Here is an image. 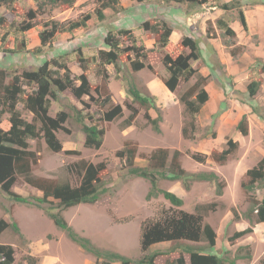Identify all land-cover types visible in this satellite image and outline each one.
<instances>
[{
    "label": "rangeland",
    "instance_id": "obj_1",
    "mask_svg": "<svg viewBox=\"0 0 264 264\" xmlns=\"http://www.w3.org/2000/svg\"><path fill=\"white\" fill-rule=\"evenodd\" d=\"M103 1L109 0H76L73 6H55L49 0H38V8L35 0H15L10 6L0 7V16L5 18L4 22H0V68L9 69L7 80L24 70L38 69L44 60L63 54L67 55L63 60L74 73L79 74L82 72L78 62L80 55L73 51L74 47H81L87 58L93 56L100 48H108L104 43L106 34L111 30L117 33L121 28L131 29L137 44L146 45L149 49L147 63L154 68V71L147 67L134 71L126 53L122 54L117 65H101L89 57L85 63L89 68L87 74L92 94L78 99L71 91L65 90L57 100L51 101L50 115L55 116L62 110L69 114L64 129L56 132L63 149L55 152L48 147L43 137L30 138V147L38 155V162L32 167L33 173L53 181L68 180L76 184L77 178L68 170V164L82 159L107 163V168L101 172L107 191L100 200L66 209L57 207L55 203L53 211L61 210L68 223L96 245L118 251L134 261L143 254L142 225L146 220L159 217L160 209L200 213L217 233L215 247H206L201 251L227 259L234 258L237 252L241 255L251 252L252 259L242 258L238 264H260L264 258V222L252 224L245 217L249 198L242 183L247 179V170L264 157V11L257 8L258 4L264 8V0H119L114 6L105 8L106 17L99 20L96 9ZM225 3L230 4L229 8H223ZM244 7L249 11L250 24L254 29L251 36L250 30H245L240 21V10L244 11ZM31 10H37L33 19L28 15ZM86 14L91 15L87 27L75 34L59 33L51 46L44 47L42 52L37 51L41 46L39 32L47 23L52 20L66 23ZM160 17H165L172 24L177 23L179 27L168 46L171 55L178 53V34L183 31H188L199 42L202 50L203 58L194 61L193 66L208 77L205 87L210 98L196 118L194 138L183 135L182 129L190 117L179 101L177 92L186 91L195 78L188 83L180 82L176 92L170 91L161 80L168 72L162 63V54L154 47L155 35L139 26L146 19L152 18L149 20L155 22L162 20ZM220 19L239 33L234 29L236 36L228 35L226 29L218 25ZM23 21L33 22L35 26L24 31L21 29ZM121 40L122 47L133 43L126 35H122ZM27 44L28 49L24 50ZM11 48L24 49L14 52L9 50ZM98 67L107 69V81L96 73ZM253 80H259L261 86L257 94L251 96L248 85ZM131 83L145 94L156 97L157 108L163 116L160 133L148 123L145 117L147 108L133 101L128 92ZM96 88L100 91H96ZM106 95H110L114 103L123 106V114L112 121H100L105 128V135L99 149L86 147L85 133L76 120L75 111L82 110L86 122L92 124L91 116L95 120L109 108V104H101ZM127 104L139 110L130 126L124 125V120L131 113ZM18 108L25 119L33 121V113L23 103H19ZM149 113L156 117L158 111L150 108ZM243 114L248 117L247 135H242L236 128ZM7 118L8 115H4L5 121ZM228 138L238 141L239 146L226 162L219 163L213 158V152L224 149ZM127 143L137 146L135 163L139 166L148 164V156L156 148H167L171 155L179 150L181 165L187 171H215L223 183L222 193H217L214 181H191L187 189L182 180L162 178L160 187L177 193L184 199V204L174 206L162 194L147 200L149 181L130 175L127 169H123L117 156V152ZM194 153L206 155L205 162L194 159ZM13 190L31 199L43 196L42 191L21 177L16 178ZM256 196H264V186L256 191ZM40 204L18 203L0 188V219L17 221L23 235L12 227L0 234V243L13 246L15 264H31L32 259L36 264H102L101 259L97 260L56 226L47 215L48 203ZM249 226L253 228L251 232L231 239L236 231ZM180 244L207 245L190 240L164 241L153 244L149 250L159 252L155 260L157 264H167L180 256L190 264L189 253ZM112 264L121 263L116 261Z\"/></svg>",
    "mask_w": 264,
    "mask_h": 264
},
{
    "label": "trees",
    "instance_id": "obj_2",
    "mask_svg": "<svg viewBox=\"0 0 264 264\" xmlns=\"http://www.w3.org/2000/svg\"><path fill=\"white\" fill-rule=\"evenodd\" d=\"M15 0H0L1 6H10ZM38 3V0H35ZM52 5L67 4L73 6L76 0H49ZM143 1V0H138ZM190 2H205L206 0H187ZM236 1V0H233ZM119 0L103 1L101 6L96 9V15L99 20L106 17L104 9L117 4ZM229 3L223 4V8H229ZM38 8L40 5L38 3ZM37 11V10H36ZM36 11L31 10L28 14L31 19L36 17ZM91 19L90 14L82 18L71 20L69 22H60L52 20L45 25V28L39 32L41 46L37 51L42 52L44 47L51 46L53 40L59 33L69 32L75 34L88 25ZM4 16H0V22H4ZM240 21L245 30H248V23L244 11L240 10ZM21 29L27 31L35 26L33 22L23 21ZM218 25L226 29L230 36H236V31L224 20L220 19ZM141 28L155 35V49L162 54V63L165 66L168 75L161 77L165 86L172 92H176L180 82H190L195 78V82L184 92L178 93L179 101L184 105L190 120L183 127L182 132L185 137L194 138V132L197 128L196 118L201 112L203 106L208 102L210 95L206 89L207 76L200 73L199 69L193 66L194 61L203 58L199 42L190 35L181 38L178 45V53L174 56L168 52V46L171 42L172 26L165 20L151 22L145 20L140 24ZM126 35L132 40V45L122 47L121 36ZM2 40H5L2 38ZM4 42V41H3ZM104 43L108 48H100L98 53L89 56L99 64L117 65L123 53L127 54L128 60L134 71L143 68H149L154 71L151 64L147 63L149 49L145 44H137V38L131 29L121 28L117 33L112 30L104 37ZM25 47V45H24ZM73 51L79 56V64L82 72L74 73L68 63L63 59L66 54L54 56L46 59L38 69L24 70L21 73L14 74L11 79L6 68H0V188L10 199L25 204L48 203L46 208L47 215L53 222L64 230L67 236L83 248L88 253L93 254L97 260L101 259L102 264H112L119 261L121 264H157L156 257L158 251L149 250L153 244L164 241L190 240L205 242V246H192L189 244H180L183 250L189 253L190 264H237L239 258L252 259L251 252L241 255L236 253L234 258L227 259L215 253H205L201 251L206 247H215L217 243V233L212 225L206 221L202 214L192 213L183 209L174 210L165 208L160 209V216L155 219L146 220L142 225L141 232V251L142 256L133 260L118 251L102 248L96 245L89 237L78 233L65 219L61 210L54 212L55 203L57 207L66 209L80 203H95L101 199L103 193L107 191L106 181L101 172L107 168L106 162L94 163L82 159L67 165L70 172L74 173L77 183L72 184L68 180L53 181L49 178L39 177L33 173V165L38 162L37 153L30 147V138L43 137L48 147L55 152L63 149V143L57 137L56 132L64 129V123L69 114L62 110L55 116L50 115L51 101L57 100L60 93L65 90L78 99L84 95L92 94V85L89 79L88 64L85 63L89 57L85 56L82 48L74 47ZM22 49H9L14 52H21ZM26 49V48H25ZM24 49V50H25ZM133 54V57H132ZM96 73L102 76L104 80L109 79V73L106 68H97ZM261 86L259 80H253L248 85V91L251 96L257 94ZM96 91L100 89L96 88ZM129 94L134 102L147 108L145 117L152 129L158 133L161 132L160 122L163 116L156 105V97L152 94H145L136 84L131 83L128 88ZM23 103L25 108L33 113V121L25 119L18 108V104ZM103 106L109 104V108L102 111L99 118L89 124L86 122V116L82 110L76 109V120L81 124L85 133V146L99 149L104 142L105 128L100 121H112L122 116L123 106L114 103L110 95H106L101 103ZM130 109V115L124 120V125L130 126L137 117L139 110L132 104H127ZM154 108L158 111L156 117L151 116L149 109ZM8 115L5 121L4 115ZM236 128L242 135L249 133L248 117L243 114L238 121ZM239 142L233 138H228L226 147L221 151H214L213 158L219 163H224L237 150ZM138 148L135 144L127 143L124 148L117 152L120 158L121 166L127 169L133 176L143 177L150 183L146 195L147 200L158 197L162 194L172 205L180 207L184 204V199L171 190L160 187L159 182L162 178L172 180H182L185 187H190L191 181H214L217 185V193H222V182L220 176L215 171L189 172L182 167L180 162V151L175 150L172 155L167 148L159 147L154 149L148 156L146 166L136 165L135 159ZM192 157L199 162H205L206 155L194 153ZM247 179L242 183V187L248 194L249 207L245 217L253 223L264 222V196L257 197L256 191L264 186V157L252 168L247 170ZM17 177H21L29 185L42 191L43 196H34L32 199L17 193L13 190V185ZM12 227L21 236L20 226L17 221L9 222L6 219H0V234L7 228ZM253 230L251 226L236 231L231 239L241 237ZM178 246H175L176 248ZM31 264H36L34 259ZM0 264H15L14 248L10 244L0 243ZM167 264H187L183 256L178 257ZM260 264H264V258Z\"/></svg>",
    "mask_w": 264,
    "mask_h": 264
},
{
    "label": "crops",
    "instance_id": "obj_3",
    "mask_svg": "<svg viewBox=\"0 0 264 264\" xmlns=\"http://www.w3.org/2000/svg\"><path fill=\"white\" fill-rule=\"evenodd\" d=\"M263 7V5H260V4H258L257 5V8L258 9H263V11H264V8H262ZM244 13H245V15H246V17H247V20H248V25H249V30L250 31H248V32H250L251 34H249V36H251L252 34H253V27H252V25L250 24L251 22H250V18H249V11H248V9H246L245 7H244ZM153 18H155V16L153 17ZM162 20H165V21H167L171 26H172V28H173V31H172V34H171V36H170V39H171V37L173 36V34H174V32L177 30V28H179L178 27V25H177V23L174 25V24H172V22H169L165 17H160ZM149 19H152V18H149ZM149 19H146V20H149ZM145 21V20H144ZM139 26H140V24H139ZM233 27V26H232ZM233 29H235L236 30V28H234L233 27ZM80 31V30H79ZM78 31V32H79ZM237 31V30H236ZM184 32H186V33H184ZM238 32V31H237ZM69 33V32H68ZM77 33V32H76ZM239 33V32H238ZM71 34V33H70ZM185 35H190L189 34V32L188 31H183V32H179V34H178V37H179V39L181 40V38L183 37V36H185ZM190 36H192V35H190ZM237 36H240V34H237ZM28 49V44H27V46H26V49L25 50H27ZM45 61V60H44ZM80 74V73H79ZM234 254H235V252H234ZM242 258H239L238 260H237V264H238V261L239 260H241ZM248 259V258H247Z\"/></svg>",
    "mask_w": 264,
    "mask_h": 264
}]
</instances>
